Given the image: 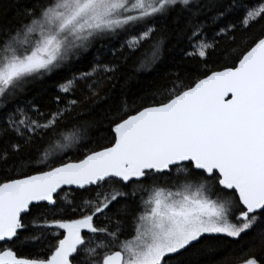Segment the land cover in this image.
<instances>
[{
  "label": "snow or ice",
  "instance_id": "snow-or-ice-1",
  "mask_svg": "<svg viewBox=\"0 0 264 264\" xmlns=\"http://www.w3.org/2000/svg\"><path fill=\"white\" fill-rule=\"evenodd\" d=\"M10 7L16 22L0 25V243L42 251L0 248V264H264V0ZM173 40L197 60L195 79L171 73L131 93ZM213 55L223 70L208 67ZM50 76L60 77L55 107L43 112L28 93ZM71 148L82 154L65 161ZM241 241L246 251H229Z\"/></svg>",
  "mask_w": 264,
  "mask_h": 264
},
{
  "label": "trees",
  "instance_id": "trees-1",
  "mask_svg": "<svg viewBox=\"0 0 264 264\" xmlns=\"http://www.w3.org/2000/svg\"><path fill=\"white\" fill-rule=\"evenodd\" d=\"M13 0H0V25H8L10 23L14 24L15 13L11 9L10 5ZM169 28H171V22L169 21ZM128 39V35H121L118 38H112L110 41H107L110 48L119 49L122 44ZM223 43V42H222ZM175 41H171L166 45L163 50L161 62L156 66V69L151 73H137L135 78L129 82L128 87L131 89V93L143 95L145 91L159 87L160 85L166 83V76L171 73L179 72L181 76H184L186 73H189L190 79H195V76L190 74L189 70L192 69L196 64L197 60L192 59L191 57H186L181 54L180 49L185 47L181 44L178 47L173 48ZM101 46L97 44L89 53L85 55L88 57V60H91L93 56L97 54V48ZM147 47V45H144ZM143 51V48L140 50ZM140 51L131 55V58L127 62V67L131 71V66L133 62L139 57ZM127 53V49H125ZM100 57L103 60L111 59L110 52H105L103 49L100 51ZM87 63V61H85ZM226 61L223 57L213 55L209 58L208 67L212 70H223ZM230 66V64H229ZM63 75H71V73H63ZM58 76L46 77L43 82H39L31 86L28 93L29 99L33 97L36 98L37 103L41 106V111L48 112L53 110L55 105L49 104V97L56 94V81L59 80ZM202 78V77H201ZM187 82V81H186ZM123 83V81H121ZM75 115V114H73ZM70 131V128L68 129ZM106 143V141H105ZM82 153L77 150V148H71L68 150V154L64 157L65 161H75V159L80 156ZM4 177L0 175V181H3ZM71 198V197H69ZM69 215L71 213L69 212ZM103 221V217L96 220L97 225H100ZM23 238V234L22 237ZM245 244V241H241L239 245H233L229 251L234 252L236 255H240L242 251H246V248L242 246ZM11 247L20 258H30L33 257L37 252L42 251L41 246H33L32 244L20 245L17 244H5L1 248ZM50 254V253H48Z\"/></svg>",
  "mask_w": 264,
  "mask_h": 264
},
{
  "label": "flooded vegetation",
  "instance_id": "flooded-vegetation-1",
  "mask_svg": "<svg viewBox=\"0 0 264 264\" xmlns=\"http://www.w3.org/2000/svg\"><path fill=\"white\" fill-rule=\"evenodd\" d=\"M66 190V189H65ZM2 245H5V244H2ZM2 245H0V248L2 247Z\"/></svg>",
  "mask_w": 264,
  "mask_h": 264
},
{
  "label": "water",
  "instance_id": "water-1",
  "mask_svg": "<svg viewBox=\"0 0 264 264\" xmlns=\"http://www.w3.org/2000/svg\"><path fill=\"white\" fill-rule=\"evenodd\" d=\"M66 190H67V186H66ZM0 245H2V243H0Z\"/></svg>",
  "mask_w": 264,
  "mask_h": 264
}]
</instances>
